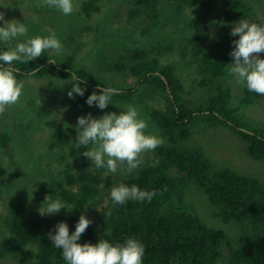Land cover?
Here are the masks:
<instances>
[{
  "label": "trees",
  "instance_id": "trees-1",
  "mask_svg": "<svg viewBox=\"0 0 264 264\" xmlns=\"http://www.w3.org/2000/svg\"><path fill=\"white\" fill-rule=\"evenodd\" d=\"M128 1L132 7L135 6L134 12L130 11L133 18L140 15L142 21H149V30L154 34V29L162 25L160 10L166 0ZM171 1L177 4L178 9L189 7L200 15L219 12L222 32L214 41H210L207 32L195 33L187 39L198 60L199 77L194 84L211 93L203 102L187 100V91L175 67L162 64L144 49L129 50L118 56L109 64V72L127 73L135 78V84L123 90L117 89L119 94L112 98V102L134 104L142 88L151 94L164 96L165 109L149 107L146 114L165 137V144L154 150L155 162L141 165L130 175L117 177L112 173L103 177L99 171L78 170L76 163L86 159L82 155L86 149L76 146V138L65 132L54 134L51 148L65 146L69 159H72L65 165L63 181L56 182L58 190L51 192L53 200L60 199L68 209V218L59 217L55 225L62 221L67 223L71 234L83 214L92 223L77 243L95 244L101 238L123 243L127 238L135 237L145 247L143 264H219V261L226 264H264V182L230 169L212 171L203 150L184 146L192 135L194 122L202 121L213 127L229 128L245 143L247 156L264 162V129L250 130L246 122L242 123L233 116L238 109L229 107L232 90L225 82L228 76L226 69L232 63L229 53L235 47L232 42L239 39L238 35H230L232 26L237 21L253 17L260 2ZM83 7L82 12L87 17L90 12L100 9L94 2H87ZM176 13L180 14L181 10ZM183 25H189L186 16ZM16 42L12 41L7 46L0 43V51L14 47ZM259 55L264 59V53ZM49 60L55 63H49ZM63 61L62 55L56 57L49 50V53L45 51L28 63L14 62L5 67L16 69L18 81L50 77L70 81L71 73L75 72L86 80L80 84L83 88L100 94L102 87H107L104 84L106 79L95 75L90 68L70 66ZM240 94V106H253L264 100V96L249 92L244 85H241ZM10 140L8 133L0 129V154H7ZM87 165L84 163V167ZM120 184L155 190L157 195L150 202L128 200L123 205H116L112 201L108 210L91 209L103 192ZM189 187L207 199L215 210L213 217L225 225L218 227L210 221V228L184 207ZM9 204L8 234H2L0 260L12 257L16 261L14 264H66L62 250L48 238L50 232L55 234V226L50 224L46 215L38 214L34 208L36 203L28 208L23 199L11 195ZM230 244L231 250L226 254L225 246Z\"/></svg>",
  "mask_w": 264,
  "mask_h": 264
},
{
  "label": "rangeland",
  "instance_id": "rangeland-1",
  "mask_svg": "<svg viewBox=\"0 0 264 264\" xmlns=\"http://www.w3.org/2000/svg\"><path fill=\"white\" fill-rule=\"evenodd\" d=\"M87 2H94L100 8L97 12H90L89 17L82 12L83 5ZM259 2L260 7L248 21L264 25V0ZM38 5L39 0H0V12L5 14L6 21L15 19L24 23L29 29L28 37L49 35L48 29L54 31L63 45V52L59 54L64 57L63 62L69 63L70 66L90 68L95 75L106 79L104 83L106 86L123 90L134 85V77L127 73L109 72L108 67L118 56L126 54L129 50L144 49L149 56H156L162 64H171L175 67L187 91L185 94L187 100L203 102L211 93L210 90L200 89L194 84V80L199 77L198 60L187 39L195 33L207 32L210 41H214L222 32V19L218 17V11L200 15L189 7L178 9L174 1H163L160 10L162 25L154 29L153 34L148 27L149 21H142L140 15L136 14L139 19L133 18L130 11L134 12L135 6L132 7L128 0H79V8L71 15H63L55 8ZM177 10H181V13L177 14ZM183 14L187 17L189 25H183L185 18ZM0 26H3V21H0ZM24 39L26 37L19 38L20 41ZM46 51L49 53V50ZM50 53L59 56L54 50H50ZM19 82L24 86L19 102L8 107L5 113L0 115V129L11 137L7 154H0V242L2 234H8L6 222L11 213L9 204L11 195L23 199L28 208L35 202L34 208L38 212L39 208L46 207L48 202L45 200L46 196L53 200L51 192L58 190L56 182H62L64 179L65 165L72 159H69L65 146L51 148L52 136L65 132L71 138H76L77 117L89 113L93 118H100L109 112L119 114L123 108L130 105L112 102L115 105L110 103L103 110L95 104L89 106L86 99L93 91L86 89L83 96L74 93L75 98L71 99L67 92L72 88V83L54 77L25 78ZM225 82L232 90L229 107L238 109L233 116L242 123L246 122L250 130L264 129V100L253 106H240L241 85L236 84L235 79L229 74ZM131 105L137 107L140 117L148 122L146 132L158 134L165 140L146 114L149 107L165 109L164 96L151 94L142 88L135 98V103ZM194 123L192 135L184 146L203 150L212 171L230 169L240 175L264 182V162L255 161L247 156L245 143L229 128L213 127L202 121ZM143 160L142 165L155 162L157 160L155 151L144 153ZM84 163L88 165L84 167ZM76 166L82 171H99L103 177L112 174L105 175L104 169H95L89 158L77 162ZM119 173L121 172L117 171L114 175L117 177L125 175ZM112 188L102 193L92 205V210L109 209ZM183 205L208 227L211 222L218 227L225 225L213 217L214 208L195 188H188ZM46 216L50 224L56 226L59 217L68 218V209H61L56 214ZM232 239L236 243V239ZM225 250L227 254L231 250V244L225 246ZM15 262L12 257L0 260V264ZM219 264L226 262L219 261Z\"/></svg>",
  "mask_w": 264,
  "mask_h": 264
},
{
  "label": "clouds",
  "instance_id": "clouds-1",
  "mask_svg": "<svg viewBox=\"0 0 264 264\" xmlns=\"http://www.w3.org/2000/svg\"><path fill=\"white\" fill-rule=\"evenodd\" d=\"M38 6L55 8L63 15H71L79 8V0H39ZM4 16L0 12V21H3V26H0V43L7 46L14 40L17 42L14 47L0 51V115L19 102L24 87L17 80L16 69L5 65L11 66L14 62L28 63L46 50H54L57 55L63 52L60 39L51 29H48L49 35L28 37L29 29L24 23L15 19L6 21ZM230 35H238L239 39L232 42L235 47L229 53L232 63L226 69L227 73L235 79L236 84L244 85L249 92L264 96V59L259 55L264 53V25L240 20L233 26ZM21 37L26 39L20 41ZM49 63L55 61L49 60ZM82 81L86 80L79 78L75 72L71 73V80L68 82L72 83V88L67 92L69 98L74 99V93L84 95L86 88L80 86ZM118 94L113 86L102 87L100 94L93 91L86 103L89 106L95 104L103 110L110 103L115 105L112 98ZM148 127V122L140 117L138 108L130 104L119 114L109 112L100 118H93L89 113L77 117L74 143L78 148L86 149L82 155L93 162L95 169H104L105 175L117 171L130 175L144 163V153L165 144L163 137L146 132ZM156 195L155 190H141L136 185L125 184L113 187L110 191V198L116 205H123L128 200L150 202ZM45 200L48 201L46 207L38 209L41 216L67 209V205L60 199L50 200L46 196ZM91 223V220L81 214L75 231L71 234L67 223L63 221L55 226V234H48L53 245L62 250L66 264H143L145 247L135 237L127 238L123 243H112L104 238L95 244L77 243Z\"/></svg>",
  "mask_w": 264,
  "mask_h": 264
}]
</instances>
